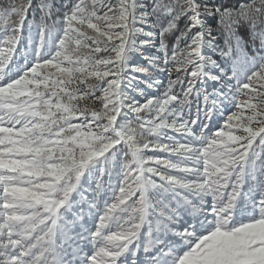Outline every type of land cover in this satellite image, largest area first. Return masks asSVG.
Here are the masks:
<instances>
[{"label": "snow or ice", "instance_id": "6c2138e0", "mask_svg": "<svg viewBox=\"0 0 264 264\" xmlns=\"http://www.w3.org/2000/svg\"><path fill=\"white\" fill-rule=\"evenodd\" d=\"M0 264H264V0H0Z\"/></svg>", "mask_w": 264, "mask_h": 264}, {"label": "rangeland", "instance_id": "374dc122", "mask_svg": "<svg viewBox=\"0 0 264 264\" xmlns=\"http://www.w3.org/2000/svg\"><path fill=\"white\" fill-rule=\"evenodd\" d=\"M173 78H175L174 76H173ZM221 123H222V121H221ZM215 127V122H214V124H213V128Z\"/></svg>", "mask_w": 264, "mask_h": 264}]
</instances>
